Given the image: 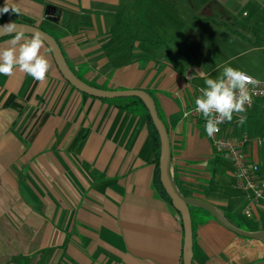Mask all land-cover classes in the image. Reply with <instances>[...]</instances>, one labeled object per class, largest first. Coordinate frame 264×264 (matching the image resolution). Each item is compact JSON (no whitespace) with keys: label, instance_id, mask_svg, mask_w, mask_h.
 Listing matches in <instances>:
<instances>
[{"label":"crops","instance_id":"1","mask_svg":"<svg viewBox=\"0 0 264 264\" xmlns=\"http://www.w3.org/2000/svg\"><path fill=\"white\" fill-rule=\"evenodd\" d=\"M255 1L264 7V0ZM248 2L7 0L20 14L0 17L27 16L39 24L53 6L48 28L54 31L63 10L75 12L78 30L61 37L75 74L105 90L149 92L169 131L179 191L209 202L240 229L264 232V200L245 213L247 193L237 187L231 162L215 151L205 118L183 115L205 86L198 73L211 77L214 69L177 53L172 43L180 25L221 27L225 21L214 14L232 22L235 7ZM136 19L141 38L128 40L127 25ZM41 54L51 65L43 82L19 70L0 75V264H183V220L155 187L157 150L145 106L124 108L130 100L86 94L64 78L45 43ZM245 114L243 126L234 115L223 133L253 138L246 150L264 179V110L259 104ZM191 214L192 264L264 260L262 239L225 228L203 207Z\"/></svg>","mask_w":264,"mask_h":264},{"label":"clouds","instance_id":"2","mask_svg":"<svg viewBox=\"0 0 264 264\" xmlns=\"http://www.w3.org/2000/svg\"><path fill=\"white\" fill-rule=\"evenodd\" d=\"M10 10L20 14V9L15 5L9 6L6 0L0 13ZM0 31L13 36L7 47H0V75L12 76L19 70L43 82L51 67L48 59L41 54L45 43L44 34L35 29L28 37L24 26L15 23L5 24ZM229 65L230 61L220 65L222 71L216 78H211L204 71L198 73L205 86L199 89L201 95L195 99V111L205 118L204 128L209 138L220 131L218 125L231 123L234 115L238 117V126L246 123V105L251 106L252 98L257 94L256 89L261 84L258 78Z\"/></svg>","mask_w":264,"mask_h":264},{"label":"rangeland","instance_id":"3","mask_svg":"<svg viewBox=\"0 0 264 264\" xmlns=\"http://www.w3.org/2000/svg\"><path fill=\"white\" fill-rule=\"evenodd\" d=\"M232 15L233 21L228 22L226 16L214 14L216 20L226 23L221 27L207 26L203 31H198L196 24L180 25L173 33L174 50L188 53L206 70L214 69L212 78L219 76L220 65L230 61L229 66L264 81V7L250 0L248 4L237 5ZM122 99L125 98L112 100Z\"/></svg>","mask_w":264,"mask_h":264},{"label":"water","instance_id":"4","mask_svg":"<svg viewBox=\"0 0 264 264\" xmlns=\"http://www.w3.org/2000/svg\"><path fill=\"white\" fill-rule=\"evenodd\" d=\"M54 9L55 8L53 6H50L48 8L47 14L53 17L51 14ZM8 23H15L17 25L24 26L26 30L25 34L29 36H31V34L35 29L40 31L42 34H44L45 44L50 48L58 69L60 70L64 78L74 87H76L78 90L86 94H89L91 96H95L99 98L114 99V98L138 97L143 101L160 135L161 157H160L159 167H160L161 182L166 192L170 196L173 206L180 212L183 220V225H184L183 264L193 263V220H192L191 209L189 207L190 205H196L205 208L217 219V221L222 226L237 233L240 236H244L248 238H260L264 241L263 231L251 232L240 229L234 226L233 224H231L229 221H227L224 215L209 202L203 199L185 196L179 191L173 180L171 173L172 148H171L169 131L167 129L165 122L162 120V118L159 115L155 98L149 92L143 89L105 90L90 85L87 82L83 81L81 78H79L75 74V72L70 68L63 54L60 44L53 35L43 30L42 28L38 27L37 25L29 24L25 22H3L0 23V29H2L3 26ZM4 36H8V34L4 33L3 31H0V38ZM252 264H264V260Z\"/></svg>","mask_w":264,"mask_h":264},{"label":"built area","instance_id":"5","mask_svg":"<svg viewBox=\"0 0 264 264\" xmlns=\"http://www.w3.org/2000/svg\"><path fill=\"white\" fill-rule=\"evenodd\" d=\"M256 93L252 98L251 106L246 105V113L253 110L257 104H260L264 110V81H261ZM185 113H188V115L186 116ZM183 115L185 118L197 119L202 117V114L195 111V105L185 107ZM225 124L226 122L218 125L220 131L211 137L210 140L215 151L231 162L237 187L247 193L248 203L244 211L247 215H251L253 207L264 200V179L260 172V166L258 163L251 162L246 150L253 138L248 134L240 137L225 135L223 133ZM255 140L259 144L262 142L260 138Z\"/></svg>","mask_w":264,"mask_h":264},{"label":"trees","instance_id":"6","mask_svg":"<svg viewBox=\"0 0 264 264\" xmlns=\"http://www.w3.org/2000/svg\"><path fill=\"white\" fill-rule=\"evenodd\" d=\"M63 12H64V16H63V19L60 23V26H59L58 30H54V31H51L48 28L51 21L55 20V18L51 17L50 15H47L45 17V20L39 24H36L32 18L27 17V16L20 17L19 19L15 18V17H3L1 23H3V22H25V23L37 25L38 27L42 28L43 30H45L48 33H50L51 35H53L61 46V37L70 35L71 33H74L78 30V15L75 12L70 11V10H63ZM141 20H142V18H141ZM136 21H137V19H136ZM138 21L140 22L139 18H138ZM138 21L137 22L132 21L130 23V25H127V38H128V40L133 41V40L141 38L140 37L142 35L141 30H139V28L137 27L138 31H136V29L133 27V24H135V23H137L139 25L141 24V23H138ZM142 24L144 25L145 23H143V21H142ZM10 36L11 35L1 37L0 40L7 38V37H10ZM124 100H127V101L130 100V102H125L124 104L120 105L121 107H124V108L134 107L137 103H141L144 105L143 101L138 97H129V98H126ZM257 105L259 106V104H257ZM145 108H146V106H145ZM146 113H147L148 129H149L153 144L157 150V158H156L157 166H156V172H155V177H154L155 187H156L157 191L159 193H161V195L163 197H165L170 202H172L170 196L166 192V190H165V188L161 182V177H160L159 165H160V157H161V140H160L159 131L157 130L147 108H146ZM189 207L192 211V208L198 207V206L190 205ZM193 228H194V226H193Z\"/></svg>","mask_w":264,"mask_h":264}]
</instances>
